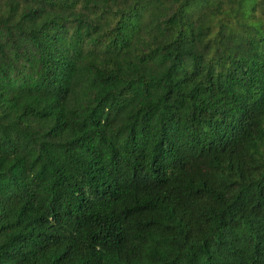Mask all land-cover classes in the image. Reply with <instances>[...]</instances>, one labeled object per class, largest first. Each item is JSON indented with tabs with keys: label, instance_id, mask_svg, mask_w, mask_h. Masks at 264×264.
Listing matches in <instances>:
<instances>
[{
	"label": "trees",
	"instance_id": "obj_1",
	"mask_svg": "<svg viewBox=\"0 0 264 264\" xmlns=\"http://www.w3.org/2000/svg\"><path fill=\"white\" fill-rule=\"evenodd\" d=\"M0 264H264V0H0Z\"/></svg>",
	"mask_w": 264,
	"mask_h": 264
}]
</instances>
